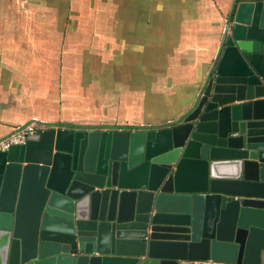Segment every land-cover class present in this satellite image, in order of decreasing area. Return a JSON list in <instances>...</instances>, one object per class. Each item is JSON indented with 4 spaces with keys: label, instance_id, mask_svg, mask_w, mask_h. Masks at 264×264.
<instances>
[{
    "label": "water",
    "instance_id": "95a60500",
    "mask_svg": "<svg viewBox=\"0 0 264 264\" xmlns=\"http://www.w3.org/2000/svg\"><path fill=\"white\" fill-rule=\"evenodd\" d=\"M30 122L0 150V264H264V0L177 121Z\"/></svg>",
    "mask_w": 264,
    "mask_h": 264
},
{
    "label": "crops",
    "instance_id": "0c3cea01",
    "mask_svg": "<svg viewBox=\"0 0 264 264\" xmlns=\"http://www.w3.org/2000/svg\"><path fill=\"white\" fill-rule=\"evenodd\" d=\"M236 3L0 0V139L33 120L177 121L217 61Z\"/></svg>",
    "mask_w": 264,
    "mask_h": 264
},
{
    "label": "built area",
    "instance_id": "2783aa9c",
    "mask_svg": "<svg viewBox=\"0 0 264 264\" xmlns=\"http://www.w3.org/2000/svg\"><path fill=\"white\" fill-rule=\"evenodd\" d=\"M40 125L29 122L24 125L16 126L10 134L2 137L0 139V150H6L10 148L12 145L24 144L26 143L28 137L34 133H36L37 129H39Z\"/></svg>",
    "mask_w": 264,
    "mask_h": 264
}]
</instances>
